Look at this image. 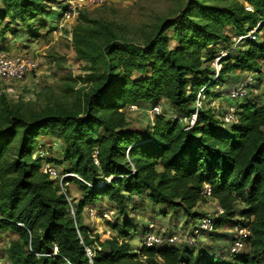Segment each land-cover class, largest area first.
I'll return each mask as SVG.
<instances>
[{"label": "trees", "instance_id": "1", "mask_svg": "<svg viewBox=\"0 0 264 264\" xmlns=\"http://www.w3.org/2000/svg\"><path fill=\"white\" fill-rule=\"evenodd\" d=\"M52 5L61 18L64 7L56 0H0V42L7 32L18 33L13 26L28 30L23 34L26 39H38L43 28L54 24L48 18ZM246 5L252 12L245 10ZM263 20L264 0H190L184 15L162 32L174 27L176 35H183L175 49L168 48L170 38L160 35L148 48L115 44L95 58L89 54L94 31L79 26L72 33L79 59L96 65L110 55L84 118L44 117L30 124L10 107L6 96H0V233L17 236L6 250L7 260L12 264H216L215 257L195 258L191 248L180 252L164 244L134 250L126 222L107 225L128 242H101L82 221L85 207L102 200L123 218L129 207L125 195L143 194L154 206L196 218L190 213L206 202L203 192L208 188L209 198L217 202L226 221L235 218L237 204L246 207L241 213L246 224L239 225L249 230L248 252L232 255L233 264H264V105L246 99L233 102L236 106L244 101L235 114L237 121L225 126L205 102L210 91L233 74H252L261 84L264 23L257 30L262 33L258 42L245 41L229 51L216 77L212 63L217 45L230 49V37L246 35ZM194 57L202 58L194 65ZM133 74L149 78L134 81ZM189 76L196 78L192 87ZM198 95L201 108L196 109ZM161 101L178 117L155 116L147 136L119 130L123 109L155 107ZM47 132L59 135L65 145L58 165L77 177L70 180L81 193L76 209L65 190L67 180L56 183L41 173L42 160L32 157L36 139ZM226 221L217 220L213 230Z\"/></svg>", "mask_w": 264, "mask_h": 264}, {"label": "rangeland", "instance_id": "2", "mask_svg": "<svg viewBox=\"0 0 264 264\" xmlns=\"http://www.w3.org/2000/svg\"><path fill=\"white\" fill-rule=\"evenodd\" d=\"M58 1L62 4L66 2V0ZM189 1L101 0L91 4L85 3L70 21H65L58 16L54 17L53 20H57L56 27L51 25L52 27L43 28L39 38L32 40L29 37L26 39V36L23 35L27 34L28 30L17 29L13 26L12 28H15L18 33L13 35L7 32L5 34L3 41L0 42V53L29 57L37 62L38 67L36 72L20 83L0 81V96H6L10 107L17 110L22 119L30 124L44 117L84 118L88 99L100 86L97 78L107 72L106 62L110 55L104 56L96 65L88 60L79 59L72 41V33L76 27L93 29L95 38L89 54L94 58L101 53H107V48L115 44L148 48L150 42L160 35L172 40L168 44V48L172 50L178 47L177 40L181 39L183 35H176L174 27H170L164 34L162 32L168 24L176 23L184 15ZM219 3L215 2L214 4ZM51 12L53 13V10ZM232 39L233 37H230V41ZM240 46L241 44L238 45V48ZM13 49L17 51L16 54L11 53ZM201 58H191V63L195 65ZM115 66L117 67V64ZM202 69L203 67L200 68V70ZM131 78L134 81H139L149 78V76L133 74ZM248 78L256 79L252 74L227 76L224 82L210 91L208 101H205L206 104H211V106H206L213 108L219 116L218 118L224 120L225 126L232 124V122L225 121V117L228 116L231 109H234L235 115L238 112L237 109L244 102H238L235 106L236 103L233 104L227 100L229 93L238 84L245 83ZM259 78L262 83L264 81L263 70L259 73ZM188 82V86L192 87L196 78L189 76ZM260 86L255 85L248 89L246 97L243 98L247 100L245 102L264 105V95ZM188 94H190L189 91ZM155 108L160 111L161 115L172 119L178 117V112L165 101H161V104L155 107L149 105L128 106L122 110V127L119 130L147 136L151 132L154 118L157 116L154 112ZM235 117L237 119L236 115ZM100 134L104 135L103 130H100ZM35 142L36 147L32 157L42 160L41 173L44 174L45 168L49 167L55 170L59 176V178L53 179L56 183L61 185V179L67 180L65 190L70 203L76 209L75 206L79 204L81 193L78 187L70 181L76 177L67 172L68 168L58 165L63 159L65 148L62 138L47 132L42 133ZM125 197L128 199L129 207L123 218L112 211L113 205L106 200L85 207L82 214L83 225L89 228L92 235H98L101 242L110 239H117L119 243L128 242L125 238L118 237L107 225L108 223L122 226L123 222H126V225H130L131 228V246L134 250H141L145 246L146 233H148L159 241L154 244L156 247L166 244L169 248H177L180 252L191 248L195 258L215 257L216 264H233L232 255H235L232 253L233 243L243 227L239 224L243 222L241 213L246 209L244 205H236V216L229 222L226 221L228 218L225 214L223 215L217 202L208 198L205 203L199 204L190 213L197 215L196 218H199L197 220L184 214L181 210H172L166 206H154L144 194L141 196L125 195ZM74 208H72V214L75 212ZM201 218H209L213 224L217 220H225L226 223L215 230H203L199 223ZM16 241V235L10 232L0 233V264H12L7 260L6 250ZM94 249L97 252L100 251L97 247ZM238 251L237 255L248 252L246 241ZM90 255L92 257L93 253L90 252Z\"/></svg>", "mask_w": 264, "mask_h": 264}, {"label": "built area", "instance_id": "3", "mask_svg": "<svg viewBox=\"0 0 264 264\" xmlns=\"http://www.w3.org/2000/svg\"><path fill=\"white\" fill-rule=\"evenodd\" d=\"M96 1L100 2L101 0H66L64 4L60 3L64 7V10L61 12V18L65 21H70L78 14L79 9L85 3L91 4V3H95ZM54 7H56V5H53L51 8ZM245 10L248 12H252V8L247 5L245 6ZM261 23H264V20L260 22L256 27L251 29L246 35L234 37L231 40L230 49H228L225 45H221V44L215 47L214 50L217 51V56L214 62L212 63V68L214 69L216 76L221 70V66L219 64L220 61L222 59L227 58L231 51L233 52L234 49L238 48V45L240 44L242 45V43H244L245 41L258 42L259 36L262 35V33L259 34L257 33V30ZM37 67H38L37 62L29 57L14 56L6 53H0V81L2 82L20 83L24 81L27 77H29L31 74L36 72ZM255 85H258V82H256L252 78H248L245 83L238 84L235 88H233L230 91L228 99L231 102H237L245 98L248 89L253 88ZM260 85H261L260 86L261 92L264 95V81ZM198 108H201V95L197 96L196 109ZM154 112L157 115H160L159 113L160 111L157 108L154 109ZM195 120H196V115H193L192 119L189 121V124L193 126ZM225 121L232 123H235L237 121L234 115V109H231L228 116L225 117ZM44 172L45 174H48L51 179L59 178L57 172L52 168L46 167ZM60 181L63 182V179H61ZM209 196H210L209 189L205 188L203 192V197L209 198ZM200 220L201 221L199 223L201 229L203 230L213 229V222L209 218H201ZM146 234L147 237L145 240V246L148 248L156 247L154 244L159 243V241L155 239L153 236H150L148 233ZM248 237H249V230L247 228H242V230L239 232V235L235 239V242L233 243L232 253L237 255V253L239 252L238 250L242 248L243 243L247 240L246 238ZM87 255L91 257L89 250L87 251Z\"/></svg>", "mask_w": 264, "mask_h": 264}, {"label": "crops", "instance_id": "4", "mask_svg": "<svg viewBox=\"0 0 264 264\" xmlns=\"http://www.w3.org/2000/svg\"><path fill=\"white\" fill-rule=\"evenodd\" d=\"M56 2L60 3V1H58V0H56ZM51 10H53V13H52V15L49 16L48 18H49L50 20L52 19V21H54L53 26L56 27V22H57V20H53V19H54V17H57V16L59 15L58 7L51 8ZM54 11H55V12H54ZM16 52H17V51H16L15 49H13V50L11 51V53H14V54H16Z\"/></svg>", "mask_w": 264, "mask_h": 264}]
</instances>
